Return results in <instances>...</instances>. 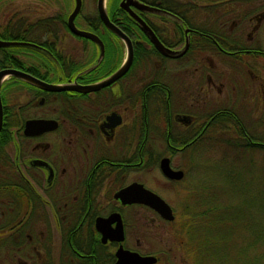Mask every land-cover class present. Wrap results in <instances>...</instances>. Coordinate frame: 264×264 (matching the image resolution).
<instances>
[{"label": "flooded vegetation", "instance_id": "1", "mask_svg": "<svg viewBox=\"0 0 264 264\" xmlns=\"http://www.w3.org/2000/svg\"><path fill=\"white\" fill-rule=\"evenodd\" d=\"M240 10V49H227L213 39L208 47L218 54L240 58V62L247 59L244 65L261 105L264 78L255 69L261 67V61L264 69L259 38L264 27V0H240ZM69 14L63 17L55 12L35 18L18 10L0 22V41L13 42L0 46V72H5L0 76V264H122L127 251L152 255L156 257L153 264H157V256L132 247L127 220L133 208L157 212L145 204L124 202L117 192L133 182L150 189L142 177L155 163L166 182H182L186 170L172 164L173 156L196 155L202 143L211 146L214 135L225 131L219 129L225 118L231 115L239 128L243 118L226 106L198 113L199 100L192 99V86L148 81L147 77L135 80L133 60L114 81L83 90L120 66L115 67L116 58L104 59L109 43L96 33L94 24L108 32L109 40L120 38L100 18L87 21L88 25L74 19L78 29L100 38L104 48L100 57L98 44L70 31ZM149 19L162 32L157 36L143 20L151 40L153 35L163 50L179 54L172 57L159 50L160 56L153 58L155 63L188 54L189 28L181 42L179 36L168 38L165 19ZM246 22L251 24L245 26ZM242 27L246 39L256 38L257 44L250 46L242 40ZM21 32L30 36L21 38ZM69 35L82 44H70ZM126 35L134 52L136 42ZM164 37L168 41L175 38V44L165 42ZM181 44L184 48L179 53L176 48ZM157 74L164 77L165 67ZM205 80L207 94L213 89L212 76L206 74ZM47 85L63 89L50 90ZM199 102L209 106L211 100ZM233 105H239L237 100ZM28 120L52 122L48 129L25 133ZM233 128L236 131L237 127ZM150 132L163 135L165 140L164 151L155 161ZM164 157L171 169L183 172L180 179L162 174L160 161Z\"/></svg>", "mask_w": 264, "mask_h": 264}, {"label": "rangeland", "instance_id": "2", "mask_svg": "<svg viewBox=\"0 0 264 264\" xmlns=\"http://www.w3.org/2000/svg\"><path fill=\"white\" fill-rule=\"evenodd\" d=\"M108 1L105 0L104 3L106 12ZM214 1L216 2H211L214 4L207 6L212 11L208 10L209 13L203 11L200 13L199 19H205L209 26H215L216 30L232 35L240 41V13L242 12L240 0H233V3H229V1L226 4V0ZM73 6L74 0H0V22L4 16L5 18L7 16L13 17V14L18 10L21 14L35 16V18L49 16L55 12L63 14L65 17L67 13L71 12ZM95 13H97L96 0H82V7L78 15H93ZM81 20L82 18L78 23L83 25ZM249 23L246 22L244 25L247 24L248 26ZM244 28L242 27V40H246L250 46L254 43L257 44L256 38L249 41L246 39ZM259 38L261 40L260 45L264 49V27ZM69 41L70 44H82V41L73 38L71 35H69ZM119 44L122 45V58L118 65H121L126 59L127 51L124 41L119 39ZM88 46L90 47L89 44ZM183 48L184 45L181 44L176 49L180 53ZM86 55L89 56L90 54L87 53ZM237 56H240V53ZM246 60L242 59L240 62V58L218 54L209 49L203 50L201 53L188 52L177 60H166L164 63H155L151 59L136 64L133 67V76L135 80L147 77L148 81L159 79L177 84L179 87H182V84L186 87L192 86L195 90L192 99L211 100L209 106L198 101L196 103L198 113L215 109L217 106H226L231 109L233 107L238 115L243 118V126L254 135H260L264 134V104L261 103L260 105L258 93L254 90V80L248 76V67L244 65ZM259 65L261 67L255 71L264 78L263 61ZM162 66L165 67L167 73L164 77L157 74L161 71ZM206 74H210L213 81V89H210L207 94ZM235 100L239 105H233ZM186 102L188 101L186 100ZM235 135L231 130L219 132L214 135L212 140L216 139L217 141L219 139L221 143L214 142V140L209 147H205L202 143V150L191 157L181 153L175 154L171 161L172 164L186 170V177L178 184L166 182L156 163L150 164L147 175L142 177L144 184L168 202L175 218L172 223H168L160 219L150 209L140 212V209L133 208L127 220L130 222L128 234L134 249L157 256V264H199L197 248L193 247L192 242H190L189 231H185L189 225H191L190 230L193 223L191 217L185 213L186 206L195 204L196 207L202 200L201 197L205 196L206 199L200 202L201 205H198V209L205 208L207 205L205 201L210 199L207 197L212 196V194H219L216 200L219 204L239 207L242 197L246 198L247 190L241 194L240 185H235L239 190L232 194L226 188V186L233 185L228 181L239 184L240 181L249 182L251 188L248 194L253 201H247L254 208L249 210L243 207L242 210L250 213L256 222L264 226V196L257 194L259 188L264 189L262 186L264 185V154L260 150L241 154L240 149L225 147L224 142L232 139L231 142H234L237 138L234 137ZM149 142L154 151L153 159H156L158 154L164 151V137L150 132ZM227 171L236 173V178H226ZM228 209L233 211V207H228ZM230 232L232 233L228 236L231 238L229 243L232 239L236 240L235 231ZM214 258L217 257L209 258L205 264H217Z\"/></svg>", "mask_w": 264, "mask_h": 264}, {"label": "trees", "instance_id": "3", "mask_svg": "<svg viewBox=\"0 0 264 264\" xmlns=\"http://www.w3.org/2000/svg\"><path fill=\"white\" fill-rule=\"evenodd\" d=\"M226 1L225 4L229 1V3L234 2L233 0ZM120 2L121 0H109L107 15L110 20L136 42L133 52V67L136 64L160 56L159 49L152 43L150 33L144 29L143 24L140 23L135 15L149 23L157 36H160L162 32L150 22L149 18L165 19L166 23L164 25L166 26L164 30L168 38L173 35L179 36V41L181 42L184 39L185 29L189 28L190 31L187 34V46L188 44L190 45L189 52L201 53L203 50H209L210 39L218 41L227 49H240L239 40L232 35L221 33L216 30L215 26H209L205 19H199L200 13L203 11H206V13H209L208 10L212 11L207 6L214 4L211 3L216 2L214 0H135V8H132L134 14L121 8ZM203 3L206 4L204 5ZM80 18H82L83 25H88L87 21L99 20L97 13L93 15H77L75 22L78 23ZM99 25V23L94 24L96 33L104 42L107 41L109 43V47L105 46L104 59L117 57L115 67H118L122 58V45L119 44L118 38L116 40H109L108 32L103 31ZM25 36L30 35L26 32L20 33L21 38H25ZM168 38L164 37L163 39L168 43L170 41L167 40ZM175 41L176 39L174 38L169 43L175 44ZM220 123H222V126L219 129L223 131L231 130L233 134H236L234 137H237L234 142H231L233 139L225 141V147L229 146L240 149L241 154L252 152V150H260L264 154V134L254 135L243 126L242 122H240L239 128L234 119L231 118V115ZM234 126L237 127L236 131H234ZM214 140V142H220L219 139L217 141L216 139ZM235 175L237 174L233 171H227L226 178H236ZM228 182L233 184L229 185V187L226 186L232 194L239 190V188L237 190L235 185H240L241 194L247 190V194H245L246 198L242 197L239 207L219 204L216 201L219 194L209 195L207 198L210 199L207 200L210 201H205L207 203L205 208L198 209V205H201L200 202L206 199L205 196L201 197L202 200H200L196 207L195 204L186 206L185 213L191 217L193 223L191 229L189 230L191 226L189 225L185 231H189L190 242H192L193 247L197 248L199 264H205V261L207 262L209 258H213L214 256L217 257L214 258L217 264H264V226L256 222L250 213L242 210L243 207L249 210L254 208L247 201H253L248 194L251 188L249 182L240 181V184ZM224 191L226 192L225 188ZM257 194L264 196V189L259 188ZM228 207H233V211L229 210ZM222 230L224 233H222ZM230 231H235L236 240L232 239L229 243V239L231 238H228V236L232 233Z\"/></svg>", "mask_w": 264, "mask_h": 264}, {"label": "water", "instance_id": "4", "mask_svg": "<svg viewBox=\"0 0 264 264\" xmlns=\"http://www.w3.org/2000/svg\"><path fill=\"white\" fill-rule=\"evenodd\" d=\"M135 2L134 0H122L120 3V7L123 8L124 10L129 11L131 14H134L132 9L130 8V5ZM105 0H96V11L97 14L100 18V20L103 22V24L110 29L113 33H115L122 41H124L126 45V59L125 61L119 66V68L110 76L107 78L101 80L100 82L94 83L87 85L86 87L83 88V90L89 91V90H95L101 86H104L118 77H120L131 65L132 60H133V46L131 43L130 38L115 24H113L106 12V9L104 7ZM134 5V4H133ZM82 7V0H74V6L73 9L71 10L69 16H68V26L70 31L78 36L90 39L91 41L95 42L96 44L99 45L100 47V57L103 56L104 48L102 41L100 38L89 31L86 30H81L78 29L74 25V19L77 16V14L80 12ZM135 17L140 21L141 24H144L143 20L135 15ZM153 43L154 45L165 55L169 56H177L179 54H170L165 48L164 50L162 49L163 47L159 45V43L156 41L155 37L152 35ZM13 42H5V41H0V46L1 45H7L11 44ZM20 42L14 43L18 44ZM23 44V43H22ZM5 72H0V76L3 75ZM28 80L39 83L35 81L34 79L28 77ZM41 84V83H39ZM47 89H53V90H61L63 87L59 86H52V85H47L45 86ZM52 122L50 120H28L25 123V133H33L36 129L37 130H45L48 129V124ZM0 123H1V108H0ZM160 170L164 176L170 179H180L182 177L183 172L181 170H173L169 166V160L168 158L164 157L160 161ZM117 197H120L122 201L127 202V203H141L149 206L151 209H153L157 214L165 221L171 222L174 220V213L172 211L171 206L163 199L161 198L158 194L154 193L150 189L145 188L142 184L133 182L126 186L125 188L121 189L120 191L117 192L116 194ZM118 232L119 234L121 233V225L120 222H118ZM156 262V257L152 255H139L137 252H130L127 251V259L123 260L122 264H153Z\"/></svg>", "mask_w": 264, "mask_h": 264}]
</instances>
